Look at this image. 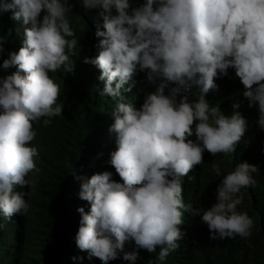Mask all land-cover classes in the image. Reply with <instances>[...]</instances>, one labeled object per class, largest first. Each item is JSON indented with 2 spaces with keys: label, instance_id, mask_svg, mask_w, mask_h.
I'll return each mask as SVG.
<instances>
[{
  "label": "clouds",
  "instance_id": "obj_1",
  "mask_svg": "<svg viewBox=\"0 0 264 264\" xmlns=\"http://www.w3.org/2000/svg\"><path fill=\"white\" fill-rule=\"evenodd\" d=\"M79 3L85 10L98 9L102 17V28L98 24L95 31L98 54L83 62L100 70L98 95L114 101L108 131L115 149L106 163L120 179L109 170L74 174L78 197L89 203L87 211L76 209L77 248L102 264L118 256L135 264L138 249L155 252V259L163 261L178 247L181 209L186 208L200 215L210 239L248 237L252 218L236 206L242 202L240 189L255 185L256 165L241 161L221 176L213 163L221 178L215 202L207 208L184 204L181 177L200 164L205 150L214 156L230 153L245 134L246 118L235 110L239 102L225 115L206 99L218 87L214 77L228 75L229 68L244 86L248 107L257 109L255 124L264 130V0ZM72 8L69 0H0V15L15 9L12 17L30 25L23 29L19 49L0 62V69H16L0 76V216L5 219L29 212L31 180L26 176L38 171L39 159L30 143L36 135L33 124L47 125L49 117L62 114L56 102L59 86L49 73L65 66L77 44L68 18ZM137 72L155 84L138 108L124 95ZM24 185L30 186L27 192Z\"/></svg>",
  "mask_w": 264,
  "mask_h": 264
},
{
  "label": "trees",
  "instance_id": "obj_2",
  "mask_svg": "<svg viewBox=\"0 0 264 264\" xmlns=\"http://www.w3.org/2000/svg\"><path fill=\"white\" fill-rule=\"evenodd\" d=\"M69 2L73 8L68 18L77 44L65 66L49 73L59 86L56 102L62 105V114L49 117L47 125L33 124L36 135L30 143L37 146L39 159L35 161L38 171L26 176L31 180V194L26 197L29 212L23 216L13 214L9 219L0 216V224H3L0 264H102L97 257L88 259L87 251L77 248L73 239L80 219L76 209L83 206L87 211L89 207L87 201L78 197L80 182L74 179V174L90 176L109 170L113 172V179H120L106 163L110 151L115 149L114 134L108 131L113 121L114 101L98 95L100 70L92 63L83 62L85 56L92 58L98 54L100 38L95 36V31L98 24L102 28V17L97 15L96 8L85 10L79 0ZM142 2L130 0L132 6ZM14 10L0 15V62L19 49L23 29L30 26L23 24L22 19H14ZM15 70V66L0 69V76ZM134 79L136 83L131 91L124 95L138 108L144 92L154 91L155 84L146 79L144 72H137ZM214 80L218 87L206 94L209 104L230 115L232 103L239 102L235 110L246 118L248 127L232 152H218L215 156L207 150L202 153L200 164L181 177L182 198L189 208L210 207L215 202V188L221 178L213 171V163L222 175L241 161L256 165V171L251 173L255 185L240 189L242 202L236 206L252 218L251 233L246 238L235 235L210 239L200 215L181 209L183 222L178 227L183 235L177 241L178 247L170 250L163 261L155 259V252L138 249L139 259L135 264H148L149 259H152L151 264H264V152H261L264 130L255 124L257 109L248 107L247 98L242 95L244 86L234 69L229 68L228 75L214 77ZM92 86L96 87L94 91ZM191 138L194 139V135ZM22 188L27 192L30 186ZM130 249L131 245L126 243L125 250ZM73 256L80 259L73 260ZM106 264L128 262L118 256Z\"/></svg>",
  "mask_w": 264,
  "mask_h": 264
},
{
  "label": "water",
  "instance_id": "obj_3",
  "mask_svg": "<svg viewBox=\"0 0 264 264\" xmlns=\"http://www.w3.org/2000/svg\"><path fill=\"white\" fill-rule=\"evenodd\" d=\"M7 24H8V20H7ZM91 89L94 91L96 89V87L95 86L94 87L92 86Z\"/></svg>",
  "mask_w": 264,
  "mask_h": 264
},
{
  "label": "rangeland",
  "instance_id": "obj_4",
  "mask_svg": "<svg viewBox=\"0 0 264 264\" xmlns=\"http://www.w3.org/2000/svg\"><path fill=\"white\" fill-rule=\"evenodd\" d=\"M221 176H222V174H221ZM36 241V240H35Z\"/></svg>",
  "mask_w": 264,
  "mask_h": 264
}]
</instances>
